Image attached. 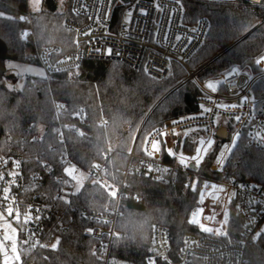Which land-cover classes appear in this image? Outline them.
Here are the masks:
<instances>
[{"label": "trees", "instance_id": "obj_1", "mask_svg": "<svg viewBox=\"0 0 264 264\" xmlns=\"http://www.w3.org/2000/svg\"><path fill=\"white\" fill-rule=\"evenodd\" d=\"M60 2L42 0L41 10L29 13L28 0H0V57L41 65L36 55L45 46L56 45L62 54L74 49L75 36L65 28L67 19H75L71 2L64 11ZM180 3L185 24L194 25L201 18L210 22L205 43L188 63L191 71L204 66L198 74L201 80L226 75L233 67H253L264 53L263 7L204 0ZM26 29L30 36L24 41L21 32ZM187 77L188 71L176 63L168 78L156 80L143 69L124 63L86 60L73 70L49 78L26 76L17 89H11L5 77L0 78V159L9 155L21 160L26 182L18 197L23 204L21 215L25 205L45 193L60 216L59 221L53 220L56 245L23 250V264H103L100 254L94 253L97 241L88 233L96 225L79 213L102 211L114 201L102 185L90 180L75 195L57 197V192L63 193L69 186L66 165L61 160L69 159L84 170L104 163L112 179L120 177L133 147L136 154H143L152 132L196 110L199 90L193 82H184ZM65 123L78 125L82 132H60ZM223 143L216 142L199 173L224 183L248 182L264 187V152L250 144L245 135L224 171L212 170ZM34 176L39 186H31ZM1 178L0 171V182ZM128 182L109 264H149L157 224L168 227L174 257L185 237L202 235L190 222L198 207L199 189L187 188L183 174L165 182L130 176ZM201 202L207 205L206 198ZM230 214L228 240L237 243L242 238L243 221L236 204ZM246 257L247 264H264V235L248 245ZM157 264L165 263L159 260ZM191 264L203 263L195 259Z\"/></svg>", "mask_w": 264, "mask_h": 264}, {"label": "built area", "instance_id": "obj_2", "mask_svg": "<svg viewBox=\"0 0 264 264\" xmlns=\"http://www.w3.org/2000/svg\"><path fill=\"white\" fill-rule=\"evenodd\" d=\"M204 1L245 3L264 8V0ZM154 3L161 5L164 11L157 12ZM140 9H147L148 15H140ZM173 9L175 12L170 16ZM129 10L133 13L131 21L123 22L122 17ZM71 11L75 19H67L65 28L75 36L74 49L62 54L56 45L43 47L36 57L46 72L45 77L73 70L86 60H102L143 69L149 77L163 80L172 74L173 64L176 63L188 71L184 82H193L199 90L195 100L196 110L178 120L167 122L152 132L143 154H136L133 147L120 177L112 179L104 163L84 170L71 160L62 158L69 177V186L63 189V193L57 192V197L75 195L78 191L74 187V175L85 172L86 182L90 180L93 184L102 185L114 201L102 211L82 210L79 213L80 217L96 225L88 231L97 241L94 253L100 254L103 264H109L116 223L121 217L120 205L128 195L130 176L150 177L154 181L165 182L167 178L175 180L183 174L185 186L192 190H196L198 182H207L211 187H219L221 190L217 188V192L222 195L220 201L223 210L218 213V222L212 227L214 231L199 228L202 235H188L175 257L168 227L155 225L152 235L153 254L148 258V263L157 264L160 260L165 264H191L193 260L198 259L203 264H247L248 245L264 235V187L248 182L224 183L201 175L199 169L217 141L224 142L221 148L223 151L225 145H231L237 132L240 133L237 143L245 135L250 144L264 152V139L255 135L257 132H264V63H254L253 67H237L242 73L239 76L229 77L226 74L207 81L201 80L198 74L204 66L191 71L188 63L205 43L210 22L207 18H201L194 25L185 24L183 6L173 0H130L128 3H121V0H72ZM109 13L110 17L106 19ZM165 32L169 36L167 43L163 39ZM177 34L182 36L180 42L175 41ZM29 36L30 30L21 32L24 41H27ZM108 49H111V55L107 54ZM261 57H264V53L258 58ZM25 80L24 74L15 73L10 88L21 87ZM209 81L222 83L217 85L214 92L207 87ZM245 96L249 100L243 108L224 111L216 107L217 104L239 105L241 98ZM200 105L211 108L212 112L201 115ZM217 112L220 113L218 119ZM235 115H241L242 120L235 121ZM80 121L83 123L82 119ZM100 123L103 124V121ZM63 129L82 132L78 125L69 123L61 124L59 131ZM223 130L226 132L225 139L217 136ZM201 137L213 139V148L199 167H196L195 161L191 159L188 160V167H185L183 159L196 154ZM40 139L43 140V136ZM235 147L227 154L223 166L216 163L217 172H223ZM103 156L108 157L105 152ZM0 171V206L4 211L10 208V220L18 230L16 248H13L12 241H4L5 250L0 249L1 262L23 264V250L51 248L56 245L58 235L54 232L53 220L59 221L60 216L55 211V206L48 203L45 193L40 198L36 195L33 201L25 205L26 210L21 215L20 207L23 204L19 202L18 197L26 186L21 160L9 155L2 157ZM39 182L38 177L34 176L30 184L32 187L39 186ZM234 204L243 221L242 238L237 243L228 240L230 210ZM4 234L5 231L0 230V237Z\"/></svg>", "mask_w": 264, "mask_h": 264}, {"label": "rangeland", "instance_id": "obj_3", "mask_svg": "<svg viewBox=\"0 0 264 264\" xmlns=\"http://www.w3.org/2000/svg\"><path fill=\"white\" fill-rule=\"evenodd\" d=\"M70 2L71 0H61L60 10L61 11L67 10V8H69ZM41 8H42V0H28L29 13L38 12L39 10H41ZM126 20H127V17L125 14L122 17V21L126 22ZM5 69H6V73L4 77L8 81L9 85L11 83V77L14 76L15 73H18V72L24 74L25 76L44 77L46 75V72L41 65L22 64V63H17V62L5 61ZM217 77L219 76L211 77V78H217ZM211 78H207L203 81H207ZM220 151L221 149L219 150V152L217 153L215 157V160L212 165V169L215 168L216 160H217V157ZM207 157L208 156H206V158ZM206 158L204 159V161L206 160ZM74 177H75L74 187L77 191H79L85 185L87 175L85 172H78L76 175H74ZM210 188L211 187L207 182H198L197 188H196V189H199L200 194H199V200H198V207L194 209L192 214L196 212L198 208H200L201 218L199 221V228H202V229H204L205 226L206 227L215 226V224H217L218 222V215H219L218 213L223 210V204L220 201L222 195L217 192L218 190H220V188L217 186L215 187L213 186L211 189ZM206 194L207 195L209 194L208 198H206L207 197ZM202 198H206L207 205L202 204L201 202ZM200 204H202L204 207L202 208ZM208 205H209V208L206 209ZM192 214L190 216V219L192 218ZM10 215H11V210L9 207L6 208V211L0 208V230L5 231L4 236L0 237V249L1 250H5L4 241H12V243L14 244L13 248H16L18 244V230L13 224V222L10 220Z\"/></svg>", "mask_w": 264, "mask_h": 264}, {"label": "snow or ice", "instance_id": "obj_4", "mask_svg": "<svg viewBox=\"0 0 264 264\" xmlns=\"http://www.w3.org/2000/svg\"><path fill=\"white\" fill-rule=\"evenodd\" d=\"M124 2H125V0H121V3H124ZM173 2L174 3H180V0H173ZM154 8H155V10L157 12H161L162 13L164 11L163 7L161 5H159V4H156V3H154ZM139 11H140V15H143V16L148 15V10L147 9H140ZM174 12H175V9L172 10V12L170 13V16ZM132 14H133L132 10H129L126 13V17H127L126 22H130L131 21ZM109 17H110V13L108 15H106L105 18L108 19ZM97 22H99L98 18H97ZM163 39H164L165 43L168 42L169 36H168L167 32H165ZM181 40H182V36L177 34L175 36V41L180 42ZM107 54L111 55V49L107 50ZM255 63L257 65L264 63V57L256 59ZM241 74H242L241 70L239 68H237V67L231 68L228 71V73H227V75L229 77H231V76H239ZM220 83H222V81H216V82L209 81L207 83V87L215 92L217 90V85L220 84ZM248 100H249V98L245 96V97L241 98V101H240L239 105H237V104H231V105L217 104L216 107L219 108V109H223L224 111H231L232 109H236L238 107L239 108H243L245 106V104L248 103ZM199 107L201 109V115L212 112L211 108H206L203 105H200ZM219 115H220V113L217 112L216 113V119L219 118ZM234 119H235V121L240 122L242 120V116L241 115H235ZM205 131H207V128H205ZM255 135H256L257 138L264 139V132H257ZM239 137H240V133L237 132L236 135L233 137V139L231 141V145H225L224 146L223 151H221L219 153V155L217 157V160H216V163L218 165L223 166L225 160L227 159V154L232 151L233 147H235ZM213 144H214L213 139H211V138L205 139V138L201 137L200 140H199V146L196 148V154L194 156L190 157V158L185 157L183 159L182 162H183L184 166L188 167V160L191 159L192 161H195V166L199 167V165L201 164V162L204 159V157L213 148Z\"/></svg>", "mask_w": 264, "mask_h": 264}, {"label": "water", "instance_id": "obj_5", "mask_svg": "<svg viewBox=\"0 0 264 264\" xmlns=\"http://www.w3.org/2000/svg\"><path fill=\"white\" fill-rule=\"evenodd\" d=\"M117 0H114L116 2ZM130 0H125L124 3H128ZM219 1H224V0H219ZM257 27H255L253 30H255ZM6 69H5V61L0 57V78H3L5 76ZM219 138L225 139L226 137V132L225 130L221 131L217 135ZM194 169V167H193ZM216 168H213V171H215Z\"/></svg>", "mask_w": 264, "mask_h": 264}, {"label": "crops", "instance_id": "obj_6", "mask_svg": "<svg viewBox=\"0 0 264 264\" xmlns=\"http://www.w3.org/2000/svg\"><path fill=\"white\" fill-rule=\"evenodd\" d=\"M211 187V186H210ZM212 188V187H211ZM210 188V189H211ZM221 190V189H220ZM210 192V191H209ZM212 194V193H211ZM218 195V194H217ZM206 198H208L209 197V194L207 195L206 194ZM200 206L203 208L204 206L202 205V204H200ZM200 208H198L197 210H196V212H194L193 214H192V218L190 219V222L191 223H193V224H195V225H197L198 227H199V221H200ZM206 227V226H205ZM213 229V228H212ZM204 231H210L211 230V227L209 228V227H206V228H204L203 229Z\"/></svg>", "mask_w": 264, "mask_h": 264}]
</instances>
